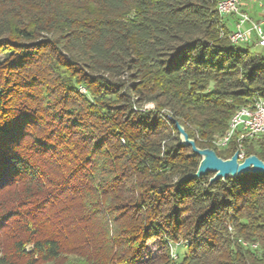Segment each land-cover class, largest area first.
Segmentation results:
<instances>
[{"label":"trees","instance_id":"1","mask_svg":"<svg viewBox=\"0 0 264 264\" xmlns=\"http://www.w3.org/2000/svg\"><path fill=\"white\" fill-rule=\"evenodd\" d=\"M218 2L0 0V264H264V174L187 176L174 126L228 158L264 101ZM242 148L264 160V132Z\"/></svg>","mask_w":264,"mask_h":264},{"label":"built area","instance_id":"2","mask_svg":"<svg viewBox=\"0 0 264 264\" xmlns=\"http://www.w3.org/2000/svg\"><path fill=\"white\" fill-rule=\"evenodd\" d=\"M257 0H221L219 14L223 17L234 16L233 29L230 31L228 39L232 43L249 42L255 38L256 45L264 47V28L262 21H255L251 18L248 5H252ZM146 107L149 108V105ZM264 132V101L256 98L252 106H241L236 113V119L233 123V131L229 135H236V144L238 150V160L245 157V152L239 144V137L252 139ZM228 136V135H227ZM226 136V138H227ZM225 142V139H219Z\"/></svg>","mask_w":264,"mask_h":264},{"label":"water","instance_id":"3","mask_svg":"<svg viewBox=\"0 0 264 264\" xmlns=\"http://www.w3.org/2000/svg\"><path fill=\"white\" fill-rule=\"evenodd\" d=\"M174 126L179 134V141L184 146H190L192 154L199 156V162L195 172L187 176L200 177L207 173H212L209 183L216 180H224L227 177H235L242 173H263L264 160L255 154H249L242 160H238V150L228 158L218 156L213 148L198 147L193 138L189 136L183 125L174 120Z\"/></svg>","mask_w":264,"mask_h":264},{"label":"rangeland","instance_id":"4","mask_svg":"<svg viewBox=\"0 0 264 264\" xmlns=\"http://www.w3.org/2000/svg\"><path fill=\"white\" fill-rule=\"evenodd\" d=\"M254 8L249 11L250 16H252L251 18L253 20H258V21H262V28H264V0H257L256 2L253 3ZM225 18H227V16H225ZM228 26H230L231 30L233 29L234 25L233 22H228ZM251 49L255 52H257L258 54H262L264 55V47H261L259 45H252ZM81 92H84V89L81 88L80 89ZM149 107H153V104L149 103L148 104ZM247 155H245L246 157ZM212 175V174H211ZM158 248H159V243H158V239L157 238H153L151 240H149L147 242L145 251L147 252H151L152 254H157L158 253ZM171 252L172 255L174 256V251H176V244H172L171 245Z\"/></svg>","mask_w":264,"mask_h":264},{"label":"bare ground","instance_id":"5","mask_svg":"<svg viewBox=\"0 0 264 264\" xmlns=\"http://www.w3.org/2000/svg\"><path fill=\"white\" fill-rule=\"evenodd\" d=\"M218 8H221V0H219V2L217 4V10H218V13H219V9ZM229 35H230V33L228 34V36ZM237 112H239V109L231 116V118L229 120V123H228V129H227L226 133L223 136L218 137L217 139H215L214 142H212V143H215L216 146L224 147V146L227 145V143L230 141V139H232L234 136H236V135H229V133L231 131H233V123H234V121L236 119V113ZM226 136H227V138H226ZM242 138L247 139L246 137H239V144H240L241 147H242ZM219 139H225V142L219 141ZM242 151H244L243 148H242Z\"/></svg>","mask_w":264,"mask_h":264},{"label":"crops","instance_id":"6","mask_svg":"<svg viewBox=\"0 0 264 264\" xmlns=\"http://www.w3.org/2000/svg\"><path fill=\"white\" fill-rule=\"evenodd\" d=\"M245 8H247V10L248 11H251L253 8H254V5L252 4V5H248L247 7H245ZM252 17V16H251ZM256 21H258V20H256Z\"/></svg>","mask_w":264,"mask_h":264}]
</instances>
